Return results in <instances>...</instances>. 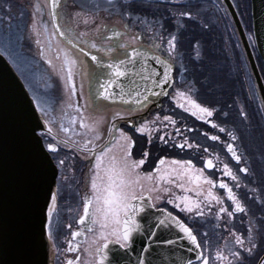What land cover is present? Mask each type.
<instances>
[{
  "label": "flooded vegetation",
  "instance_id": "af4514ba",
  "mask_svg": "<svg viewBox=\"0 0 264 264\" xmlns=\"http://www.w3.org/2000/svg\"><path fill=\"white\" fill-rule=\"evenodd\" d=\"M0 1L5 12L10 11L13 7L10 1L15 3L25 13L27 21L33 18L41 19L45 14V12L43 13L44 5L47 3V0ZM120 2L126 3L128 0H120ZM213 3L220 15L223 16L222 8L219 7L217 1L215 0ZM232 3L240 20L248 25L244 28L245 35L255 66L264 85V66L254 47L251 25L243 17V11L238 3L235 0ZM96 5L100 6L98 14L95 8ZM81 8L83 12L80 11ZM134 8L136 14L147 16L150 20L162 19L165 27V37L170 33H176L177 28H179L178 51L174 56H169L166 52V43L161 49L150 47L152 34L147 32L143 25L132 26L131 22L127 21L124 16L109 8L107 0H60L59 23L65 27V30L70 27L77 34L88 32L97 44L102 42L96 31L97 25L100 26V32L103 36L111 37L114 40L118 38L113 37V31L126 32L131 27V34L143 32L142 40H129L128 36H124L123 40L133 45L143 43L145 47L141 51L146 53L147 58L158 56L161 60H167L171 63L170 76L172 83L167 91L168 95L161 99L158 106L153 100H149L133 111H129L131 106L121 104H109L104 106L102 111L90 109L87 107L85 84L88 70L83 66L81 72L75 75V96L70 94L66 82L60 79L57 71L53 70V66L59 70L62 65V54L60 59H57L59 50L68 47L58 43L56 36L49 41V34L52 29L48 22V31H44V44L37 47L36 56H30L33 60V71L38 79V85L54 91L55 101L53 103L45 102L25 71L20 67H18L19 71L15 68L24 81L44 123L46 119L52 121L51 124L45 125L46 128L43 132L47 131V127H52L53 135L57 137V140L62 141L67 137L82 144L85 140L92 139V134L80 135L85 130L79 127V121L75 125H70L69 121L72 117L83 115L89 124L93 121L101 122L102 136L100 140L94 142L95 146L111 140L112 134L118 136L117 129L128 133L135 141L134 158H143V153H148L146 163L143 166L144 171L153 170L162 158L166 160V164L161 166L162 171L165 167H178L171 165L173 160H191L195 165L192 170L193 175H198L197 170L203 168L204 176L211 177L216 181V186L211 188V191L219 198L220 203L213 201L210 208L202 204L203 216L181 212L173 204L167 203V198L159 201L157 208L172 212L174 216H178L193 228L202 244L204 255L210 257L209 264H228L229 260L232 261V264H236L234 258L229 254L230 249L238 250V246L234 247L235 236L232 233L235 232L236 235H240L246 240L249 227H254L258 247L251 256L242 253V258L244 264H261V261L264 260V133L261 128L263 117L259 94L238 35L234 29L229 31L226 28L224 29L219 14H216L217 17L213 14L214 10L210 0H178V3L160 0H137ZM181 11L190 12L191 18L173 15V13L178 14ZM78 12H80V15L77 16L76 13ZM105 26L107 30H105ZM228 36L233 42H236L232 59L237 61L233 60L237 65V71L234 70L233 74L223 57L224 55L222 56L220 50H218L222 48L226 50V45L229 44L227 43L229 41ZM204 40H207L208 44L204 43ZM74 42L85 48V50H89L88 46L80 41ZM219 43H222L220 48ZM49 44L51 45L50 48ZM42 51L43 55L41 54ZM93 52L100 55L101 58L107 59L103 53H96L94 50ZM71 55L84 65L83 56L72 50ZM114 57L124 58V52L118 51L114 54ZM48 59H52L53 65L47 63ZM217 74L223 76L222 78L227 82H223L220 77L216 78L215 75ZM178 91H185L197 103L212 109L214 115L199 119L197 116L191 115V112L178 107L179 103H184L186 107H190L186 99L179 97L174 99ZM69 104H72L73 107H68ZM76 104L81 106L80 113L75 110ZM41 109H45L47 115ZM164 116L172 117L176 123L172 124L163 120ZM157 117H159L158 120ZM145 121L149 122L148 127L151 132L143 134L136 132L135 128L144 124ZM153 121L156 122L152 123ZM208 121H211V123ZM61 124L65 127L74 128L76 134H73V132L64 133ZM213 124L217 127H212ZM221 127L225 129L224 132H220ZM177 129H179V134H177ZM229 133L237 138L233 140ZM149 135L151 136V142H149ZM213 135L218 136L219 139L216 141L211 140L210 137ZM160 137H163V140ZM41 138L46 147L45 138ZM47 140L55 143L51 137H48ZM185 141H187V144H191L192 147H188ZM181 144H185V146L183 148L179 147ZM229 144H232L236 153L241 156L240 162H237L232 154L228 152ZM205 149H207V152ZM49 154L57 167V181L75 174L71 166L72 162H77L80 165L76 173V188L70 195L72 207L69 208V213L73 216L75 223L71 229L66 225L67 233L60 244L55 242V246H53L50 242L54 256L53 264H64L66 257L74 258L77 254L66 252V241L72 239L71 231L80 229L78 220L83 209V197L91 193L90 166L94 161L90 158L85 159L84 154L63 143L58 144L56 153L49 152ZM88 155L91 156V154ZM209 158L213 160V169L205 168L204 161ZM60 160L65 161L64 165H60ZM224 164L229 165L237 175L238 180L233 181L231 177L223 174ZM245 167L249 169L248 173L239 171V169ZM173 178L175 179V177ZM221 181L232 188L234 195L245 206V213L235 212L234 205L228 198L227 190L219 188ZM237 183L240 187H236ZM171 187L172 194L168 198L189 195L201 201H203L210 188L201 180L202 195L197 198L194 192L185 193L174 185ZM186 187H194V185L186 184ZM63 198L58 197L57 212L54 213L56 217L59 210L67 206L63 202ZM222 206L227 208L228 211H232L234 215L230 217L227 212L219 213V208ZM152 212H155V210H152ZM54 215L53 219L55 218ZM144 223L147 226V222ZM87 236L91 241L92 234L88 233ZM57 243L59 246H57ZM80 245V254L82 258H85L83 249L87 248L88 244L83 241ZM57 248H59V251H57ZM218 250L227 257V260H216ZM193 264H199V262L196 260L193 261Z\"/></svg>",
  "mask_w": 264,
  "mask_h": 264
},
{
  "label": "snow or ice",
  "instance_id": "6c2138e0",
  "mask_svg": "<svg viewBox=\"0 0 264 264\" xmlns=\"http://www.w3.org/2000/svg\"><path fill=\"white\" fill-rule=\"evenodd\" d=\"M171 2L178 3V0H171ZM49 3L51 5V19L55 20V23L52 24L53 31L49 34V41L52 37L57 35L61 37L67 45H72L74 41H80L87 45L89 49L88 51H85V48L81 47L80 52L89 56L98 68L109 70V75L106 77H96V96L102 100H114L117 95H119L120 100L126 104L131 103L143 106L144 102L148 99L147 95H144L143 100H141L139 97L143 94L139 91L135 92V97L133 98L131 91L125 92L122 86L120 87L119 94L114 91V89L122 78L128 76L126 65L134 66L138 62L143 63L147 60L146 53L141 51V49L145 47L143 43L133 45L125 42L123 37L128 36L129 40H142L144 33L140 32L138 34H131L132 29L129 27L126 32L113 31V37L118 38L114 40L111 37L103 36L100 32V26L97 25L96 31L102 41L100 44H97L96 40L91 38L88 32H80L77 34L70 27L65 30V27L59 23V0H49ZM136 3L137 0H128L126 3H121L120 0H107L109 8L124 16L127 21L131 22L132 26L143 25L145 30L152 34V43L150 47L161 49L166 43V52L169 56H174L178 51L179 28H177L176 33H170L165 37V27L162 19L150 20L147 16L136 14L134 8ZM95 8L98 14L100 6L96 5ZM105 10L107 11L108 9ZM80 11L83 12V9L81 8ZM110 14L112 13L110 12ZM76 15H80V12L76 13ZM173 15L191 18L190 12L181 11L178 14L173 13ZM33 23V31L39 34V25H36L35 20ZM41 23H43V21H41ZM105 30H107L106 26ZM43 31H47V24H44ZM37 43L39 44L40 41L38 40ZM50 47L51 45L49 44V48ZM93 50L96 53H103L107 57L108 62L106 63L100 55L94 54ZM118 51L124 52L123 59L114 57V54ZM41 54H44L43 51ZM61 54L63 56L62 65L59 70L53 66V70L57 71L60 79L66 82L70 94L75 96L76 84L74 77L78 72H81L83 65L77 58L71 55L70 48L60 49L57 54V59H60ZM197 55H199V53H197ZM153 58L165 65L163 78L159 80L152 79V84L155 87L162 88L170 81L169 73L172 71V66L169 61L161 60L158 56ZM47 63L53 65L52 59H48ZM143 79L148 80L151 79V77L145 76ZM148 91L151 90L149 89ZM151 94L160 95L161 93L152 92ZM163 94L168 95L167 92H164ZM125 96H128L129 99L125 100ZM176 97L186 99L188 105H190V107H186L184 103H179L178 107L191 112V115L197 116L199 119H205L206 117H212L214 115L212 109L197 103L185 91H178L174 99ZM68 107H73V105L69 104ZM103 107L104 106L101 105L100 110H103ZM75 110L77 113H80L81 106L76 104ZM133 110L134 109H129V111ZM41 111L45 112V109H41ZM45 115H47V112H45ZM158 119L159 117H157V120ZM163 120L169 121L172 124L176 123L170 116H164ZM77 121H79V127L85 130L80 133V135L92 134L93 137L90 140H85L82 144L72 141L67 137L62 141L57 140V137L53 135L52 127H47V131L41 132L38 137L36 136V128H38L39 125L37 124L36 127L32 129V134L36 139L37 147L40 146V137H44L47 150L50 153H56L58 150V144L63 143L66 146L74 147L77 151L84 154L85 159L90 158L94 161L90 166L91 193L86 194L83 197V214L78 220L79 225H81L84 230L71 231L72 239L66 241V252L77 254L74 258L66 257L64 264H113L109 254L114 248L118 247L119 249H122L125 254H128L133 251V242L137 235L143 236L147 234L148 236L155 238L156 231L153 229L159 228L178 230L176 232V239H167L164 243L174 245L177 241L182 243L187 240L191 246H194L189 247L188 251L191 252L196 250V259L199 264H209L210 257L204 255L202 244L198 240L193 228L178 216H174L172 212L157 208V203L167 198V203L173 204L174 207L181 212L203 216L204 211L202 204H205L210 208L213 201L220 203L219 198L211 191V188L216 186V181L211 177L204 176L203 168L197 170L199 173L198 175H193L192 170L195 168V165L191 160H173L171 161V165L178 167H165L162 171L161 166L166 164V160L162 158L153 170L144 171L143 166L146 163L148 153L144 152L143 158L135 159L133 156L135 141L130 135H128V133L117 129L119 132L118 136L112 134L111 140L105 141L102 145L95 146L94 142L100 140L102 136L100 130L101 122L93 121L89 124L86 122V118L83 115H79L78 117H72L69 124L75 125ZM155 122L156 121H153L152 123ZM208 122L211 123V121ZM51 123V120H45L46 126ZM148 124L149 122L145 121L144 124L135 128L136 132L141 134L150 133L151 129L148 127ZM212 127H217V125L213 124ZM61 129L66 134L69 132L76 134L72 127H65L61 124ZM219 130L220 132L225 131L223 127ZM177 134H179V129H177ZM229 136H231L233 140L237 138L232 133H229ZM48 137H51L52 141H55V143L48 142ZM160 139L163 140V137H160ZM210 139L216 141L219 137L213 135ZM149 142H151L150 135ZM185 144H187V141H185ZM185 144H181L179 147L183 148ZM187 146L192 147L191 144H187ZM205 151L207 152V149H205ZM228 152L232 154V157L237 162L241 161V156L236 153L232 144L228 145ZM88 154H91V156L89 157ZM59 163L60 165H64L65 161L60 160ZM204 165L207 169L214 168V163L211 158L204 161ZM222 171L225 176L231 177L233 181L238 180L237 175L232 171L228 164H224ZM239 171L248 173L249 169L245 167L239 169ZM173 177H175V179ZM201 180L210 186L203 201L194 199L189 195L168 198L171 197V186L173 185L185 193L194 192L197 198L200 197L202 195L200 189ZM186 184L194 185V187H186ZM236 187H240V185L237 183ZM219 188L227 190L228 198L232 201L235 212L245 213V206L237 199L232 188L229 187L227 183L221 181L219 183ZM50 200L51 205L48 206L46 212L47 238L52 242L53 246H55L53 215L57 212L58 207L57 194L51 193ZM152 210L160 213V215H155V213H153L155 216L154 222L151 225L146 226L142 218ZM225 212H227V215L230 217L234 215L232 211H228V209L223 206L219 208V213ZM56 223L59 225V219H57ZM67 227L71 229L72 225L69 224ZM86 233L92 234L91 241H89ZM232 234L235 236L234 247L238 246V250L230 249L229 254L234 258L236 264H244L242 253H247L248 256H251L258 247L256 243L255 229L254 227H249L246 240L242 236L236 235L235 232ZM77 237H83L84 242L88 244V247L83 249L85 258H82L80 254L81 245L79 243H74ZM149 247H151V245H149ZM57 251H59V248H57ZM142 251L147 252L148 248H144ZM215 258L217 261L227 260V257L219 250L216 252ZM136 264H146V261L142 256L138 255ZM185 264H193L192 259L185 261ZM228 264H232V261L229 260ZM261 264H264V260L261 261Z\"/></svg>",
  "mask_w": 264,
  "mask_h": 264
},
{
  "label": "water",
  "instance_id": "95a60500",
  "mask_svg": "<svg viewBox=\"0 0 264 264\" xmlns=\"http://www.w3.org/2000/svg\"><path fill=\"white\" fill-rule=\"evenodd\" d=\"M160 1L170 2L171 0ZM216 1L225 11L228 22L231 27L233 25L243 47L259 94L264 122V85L251 55L246 35L231 1ZM249 4L253 43L264 66V0H249ZM44 12L41 19H32L35 22L39 21L36 23L39 25V34L33 31L34 21L30 19L26 23L24 36L28 49H32L34 53L32 55L29 52L32 56H36L37 47L44 44V24H47L48 31V22L51 29L52 24L55 23V20L51 19L49 0L44 5ZM56 37L57 42L62 46H67L73 52L83 56V66L88 70L85 82L87 107L92 110L99 109L98 111H102L101 105L109 104L127 105L131 106V109L139 107V105L122 102L119 95L114 100H102L96 96V77H106L109 75V70L98 68L89 56L80 52L79 44L73 42L72 45H67L61 37L58 35ZM104 60L108 62L107 59ZM126 67L128 76L119 81L114 91L119 94L122 86L125 92L131 91L133 98L135 92L139 91L143 94L139 97L141 100L144 95H147L150 98L147 101L153 100L158 106L161 99L165 97L163 93L167 92L171 86V72L169 83L161 88L155 87L152 79L163 78L165 67L163 63L149 56L146 62H138L134 66L126 65ZM145 76L151 79H143ZM149 89L151 91H148ZM152 92L161 94L153 95ZM127 99L129 97L125 96V100ZM37 124L39 127L36 128V136L38 137L45 131V123L23 81L5 56L0 53V264H53L54 256L51 243L47 238L46 212L51 204L50 194L55 193L57 167L41 137L40 146L37 147L36 139L32 134V129ZM153 213L160 215L158 212L151 211L142 218L144 222H147V226L154 222ZM79 226V230L83 231L82 226ZM153 230L156 231L155 238L147 234L137 235L133 242V251L128 254L118 247L114 248L109 254L113 264H136L138 255L145 259L146 264H185L188 259L197 260L196 250L188 251L189 247L194 246H191L187 240L182 243L177 241L174 245L164 243L167 239H176L178 230L166 228ZM83 241V237H77L74 243L82 244ZM144 248H148V251L143 252Z\"/></svg>",
  "mask_w": 264,
  "mask_h": 264
},
{
  "label": "bare ground",
  "instance_id": "6f19581e",
  "mask_svg": "<svg viewBox=\"0 0 264 264\" xmlns=\"http://www.w3.org/2000/svg\"><path fill=\"white\" fill-rule=\"evenodd\" d=\"M230 1L232 3L234 0ZM10 4L13 7L10 11L5 12V10H3L2 2L0 1V53L6 57L7 55L11 56L19 64V67L25 71L26 75L31 78V81L41 98L45 102L53 103L55 101L54 91L38 85V79L33 71V60L29 52L26 50L27 46L24 43V35L27 18L25 13L21 8L17 7L15 3L10 1ZM240 24L245 32L244 28H246V26L248 27L247 23L240 21ZM71 166L75 174L66 176L60 181H57L56 177L55 193L57 194V197H64L63 202L67 205L66 207L64 206L61 208L58 216L56 217V215H54L55 218L53 219V235L55 242H58L59 244L66 236V225L71 224L73 226L75 223L73 216L69 213V208L72 207V199H70V195H72L71 193L74 192L76 188V173L78 172L80 165L77 162H72ZM57 219L60 221L59 225L56 223ZM58 243L57 246H59Z\"/></svg>",
  "mask_w": 264,
  "mask_h": 264
},
{
  "label": "rangeland",
  "instance_id": "374dc122",
  "mask_svg": "<svg viewBox=\"0 0 264 264\" xmlns=\"http://www.w3.org/2000/svg\"><path fill=\"white\" fill-rule=\"evenodd\" d=\"M237 1V3H238V5H239V7H241V9H242V11H243V16L246 18V20H247V22H248V24H249V18H248V4H247V2L245 1V0H235V2ZM211 3H212V8H213V10H214V12H213V14L215 15V17H217L216 16V14L218 13L219 14V16L221 17V19H222V21H221V23H222V25H223V27H224V29L226 28L227 30H228V28H227V25H226V22H227V24L229 23L228 22V18H227V16H226V13H225V11L222 9V12H223V16H221L220 15V13H219V11L217 10V8L214 6L215 4L213 3V1H210ZM225 17V18H224ZM227 20L226 22H225V20ZM218 20H219V18H217ZM31 21L33 22L34 20H32L31 19ZM36 23H39V21H36ZM230 25V24H229ZM226 30V31H227ZM227 39V38H226ZM229 40V41H228ZM228 42L227 43H229V44H227L226 46V50H224L223 48L222 49H218V50H220L219 52H220V54L224 57V59L227 61V64H228V66L231 68L230 70L232 71V74H233V71L235 70V72L237 71V65L234 63V61L233 60H235V59H232L233 58V56H234V54H233V50H234V46H232L233 44H231L233 41L231 40V38H229V36H228ZM24 43H25V45L27 46V43H26V41L24 40ZM222 45V43H219L218 44V46H219V48H220V46ZM229 45H230V47H229ZM30 47V46H29ZM28 52H30V54H32V55H34V53H33V51H32V49L30 50V49H28V46H27V49H26ZM8 57V59L11 61V63H12V65H13V67L14 68H16L18 71H19V69H18V67H19V64L11 57V56H9V55H7ZM235 62H237L236 60H235ZM226 67H227V65H226ZM216 76V78H218V77H220L221 78V80L223 81V82H227L226 80H224V78H222L223 76H221V75H215ZM229 85H230V82H229ZM231 86V85H230ZM264 126V123H263V120H262V127ZM260 156V155H259Z\"/></svg>",
  "mask_w": 264,
  "mask_h": 264
},
{
  "label": "trees",
  "instance_id": "16d2710c",
  "mask_svg": "<svg viewBox=\"0 0 264 264\" xmlns=\"http://www.w3.org/2000/svg\"><path fill=\"white\" fill-rule=\"evenodd\" d=\"M248 4V0H245ZM248 12H249V4H248ZM248 15V18H249V13L247 14ZM244 17V16H243ZM204 43H207V40H204ZM231 44H233L232 46H235L236 45V42H232ZM263 120V119H262ZM261 128H262V132L264 133V130H263V127H262V121H261Z\"/></svg>",
  "mask_w": 264,
  "mask_h": 264
}]
</instances>
